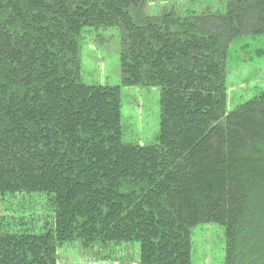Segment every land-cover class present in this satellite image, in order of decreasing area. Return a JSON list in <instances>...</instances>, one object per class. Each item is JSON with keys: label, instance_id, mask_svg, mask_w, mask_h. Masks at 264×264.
I'll return each mask as SVG.
<instances>
[{"label": "trees", "instance_id": "16d2710c", "mask_svg": "<svg viewBox=\"0 0 264 264\" xmlns=\"http://www.w3.org/2000/svg\"><path fill=\"white\" fill-rule=\"evenodd\" d=\"M168 1L0 0V201L50 208L30 229L33 211L3 207L0 264H58L75 243L192 264L201 222L222 226L224 264H264V89L227 105L229 52L264 35V0ZM106 27L120 83H84L81 45ZM124 86L158 88L153 143L123 140Z\"/></svg>", "mask_w": 264, "mask_h": 264}, {"label": "rangeland", "instance_id": "374dc122", "mask_svg": "<svg viewBox=\"0 0 264 264\" xmlns=\"http://www.w3.org/2000/svg\"><path fill=\"white\" fill-rule=\"evenodd\" d=\"M166 2L168 0H165ZM169 5V1L167 2ZM80 48L81 80L84 83L119 84V34L116 27L99 28L86 35ZM259 51L260 54L256 52ZM227 105L233 106L264 89V35L234 43L227 60ZM123 140L153 143L159 130V90L156 87L121 88ZM0 201L3 207L28 214L33 211L35 220L28 228L41 225L50 208L43 195L36 194L23 201L19 208L16 202ZM4 205V206H3ZM38 215L41 216L38 219ZM38 219V220H37ZM58 264H135L131 259L137 254V245H121L116 256L100 261L84 251L78 243L66 244L59 249ZM192 264H224V234L220 225L198 223L191 231Z\"/></svg>", "mask_w": 264, "mask_h": 264}]
</instances>
